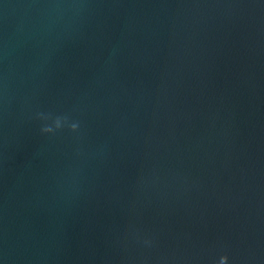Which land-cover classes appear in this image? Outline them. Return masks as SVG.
Wrapping results in <instances>:
<instances>
[{
	"label": "water",
	"instance_id": "95a60500",
	"mask_svg": "<svg viewBox=\"0 0 264 264\" xmlns=\"http://www.w3.org/2000/svg\"><path fill=\"white\" fill-rule=\"evenodd\" d=\"M0 264H264V0H0Z\"/></svg>",
	"mask_w": 264,
	"mask_h": 264
}]
</instances>
